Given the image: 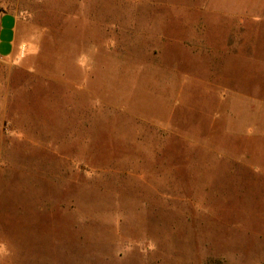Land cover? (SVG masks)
<instances>
[{"label":"rangeland","instance_id":"obj_1","mask_svg":"<svg viewBox=\"0 0 264 264\" xmlns=\"http://www.w3.org/2000/svg\"><path fill=\"white\" fill-rule=\"evenodd\" d=\"M0 264H264V0H0Z\"/></svg>","mask_w":264,"mask_h":264},{"label":"crops","instance_id":"obj_2","mask_svg":"<svg viewBox=\"0 0 264 264\" xmlns=\"http://www.w3.org/2000/svg\"><path fill=\"white\" fill-rule=\"evenodd\" d=\"M0 3V58H11L16 54L17 24L16 12H12L3 7Z\"/></svg>","mask_w":264,"mask_h":264}]
</instances>
